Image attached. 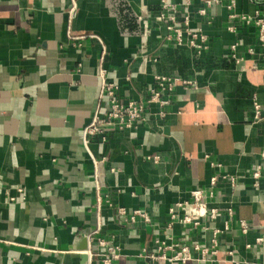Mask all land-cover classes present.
<instances>
[{
	"label": "crops",
	"instance_id": "obj_1",
	"mask_svg": "<svg viewBox=\"0 0 264 264\" xmlns=\"http://www.w3.org/2000/svg\"><path fill=\"white\" fill-rule=\"evenodd\" d=\"M170 2L176 25L160 19L162 0H0V264H81L88 234L90 264H264V47L240 20L264 0H219L207 18L201 0ZM172 26L207 41L179 44ZM158 76L194 84L175 82L164 109L84 146L103 81L146 102ZM197 188L220 216L173 224ZM183 246L192 260H173Z\"/></svg>",
	"mask_w": 264,
	"mask_h": 264
},
{
	"label": "built area",
	"instance_id": "obj_2",
	"mask_svg": "<svg viewBox=\"0 0 264 264\" xmlns=\"http://www.w3.org/2000/svg\"><path fill=\"white\" fill-rule=\"evenodd\" d=\"M192 0H186L185 7L188 10ZM219 0H201V7L197 11L198 15L201 18L208 17V10L214 4L218 5ZM232 7V6H231ZM161 8L163 11L160 14L161 20H169L174 25H176L175 18L173 16H169L170 13L176 12V7L170 2V0H162ZM74 16V9L72 8L69 11V18L72 20ZM191 20V15L187 14L184 18L185 24L188 26ZM240 20L245 22L248 25H252L256 28L258 32V42L261 47H264V9L256 11L253 15H244L240 17ZM170 29L175 33V39L179 44H182L184 38H189V46L191 48H195L197 46V42L200 40L201 45L207 41V37L203 35L200 31L193 32L191 29L185 27H176L172 26ZM232 30V28H230ZM69 36L76 41H83L87 36H79L73 37L71 31L68 32ZM235 49V47H233ZM250 54H254V49L251 48L248 50ZM264 60V55H263ZM105 71L101 70L102 78H104ZM181 81L180 79H172L165 76H158L155 78L156 88L150 91V95L147 98L146 102L142 101H133L127 100L123 101L116 96V88L110 84H107L103 81L102 89L99 96V105L98 109L93 116L91 123L85 128L83 132V140L84 146L86 148L89 147L91 140L95 137H100L103 142L106 141L107 134L122 131V130H131L135 128V126L141 122L145 117L146 106L148 105H159L160 109H164L170 103V96L174 91L175 82ZM182 84L186 87L194 84L193 81L185 80L181 81ZM109 98V110L106 114L101 113V108L104 107V99ZM255 108V117L257 120H264V107L259 105L258 103L254 104ZM159 115L161 117L164 116V111H160ZM264 156V154H262ZM154 163H159L160 157L155 156L153 158ZM96 163V161H95ZM97 164V163H96ZM262 174V166L259 165L253 172V178L259 181ZM96 176V175H95ZM218 178L213 177L211 179V187H215L217 185ZM256 187L259 186L258 183L255 184ZM207 191L202 188L194 189L191 192L190 199L183 203H178L176 207L170 209L171 221L173 224L176 222L181 223L187 227L198 228L202 226V224H207L209 221L214 222L220 216V211L216 207H211V205L207 201ZM229 214L232 215L233 211L231 209L228 210ZM119 214L124 217L126 220H134V216L128 218V214L125 210H119ZM138 215L141 214L138 212ZM183 214V215H181ZM241 228L244 232H248L249 225L241 221ZM221 233L220 230L215 229L214 234V243L217 244V237ZM97 234V232H95ZM101 245H106L104 241L100 242ZM196 251L200 252L203 257H206L207 254H216V250H210L205 246H195ZM113 258H117L114 255ZM166 258V256H164ZM173 260H181L183 262H187L192 260V254L187 246L181 247L180 254L176 257L172 258ZM110 258H107L105 261L106 264L110 263Z\"/></svg>",
	"mask_w": 264,
	"mask_h": 264
},
{
	"label": "water",
	"instance_id": "obj_3",
	"mask_svg": "<svg viewBox=\"0 0 264 264\" xmlns=\"http://www.w3.org/2000/svg\"><path fill=\"white\" fill-rule=\"evenodd\" d=\"M89 235L90 234H88L87 236H86V241H87V245H88V249H90L89 248V242H88V238H89ZM85 249V250H87V251H85V252H83L82 254H80L79 256H80V260H81V264H90L91 263V257H90V251L88 252V249Z\"/></svg>",
	"mask_w": 264,
	"mask_h": 264
}]
</instances>
